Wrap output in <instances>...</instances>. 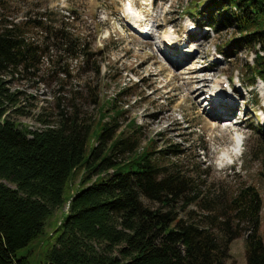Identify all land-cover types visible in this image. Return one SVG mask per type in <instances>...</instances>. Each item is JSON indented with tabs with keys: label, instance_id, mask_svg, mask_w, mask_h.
I'll list each match as a JSON object with an SVG mask.
<instances>
[{
	"label": "trees",
	"instance_id": "16d2710c",
	"mask_svg": "<svg viewBox=\"0 0 264 264\" xmlns=\"http://www.w3.org/2000/svg\"><path fill=\"white\" fill-rule=\"evenodd\" d=\"M203 11L217 31L239 34L221 53L258 47L244 74H251L247 85L256 79L264 84V0H206ZM50 16L10 26L0 19V264H29L17 252L40 238L64 208L44 264H225L238 238L244 239L246 264H264L262 200L255 188L245 183L226 191L203 184L190 165L161 163L156 154L178 156L181 150L153 151L151 142L140 149L134 120L127 134H117L122 108L105 121L107 111L99 107L95 123L71 104V112L60 111L34 130L11 118L22 113L19 93L10 92L3 74L36 67L49 41L74 55L69 26L56 29ZM29 29L46 32L41 43L27 36ZM79 172L80 186L70 194Z\"/></svg>",
	"mask_w": 264,
	"mask_h": 264
},
{
	"label": "rangeland",
	"instance_id": "374dc122",
	"mask_svg": "<svg viewBox=\"0 0 264 264\" xmlns=\"http://www.w3.org/2000/svg\"><path fill=\"white\" fill-rule=\"evenodd\" d=\"M205 1L154 0L153 15L158 20L149 24L152 30L154 25H161L156 30L161 31H153L151 38H141L124 22V7L130 2L144 13L145 6L150 5L144 6V0H0V19L6 26L21 25L28 19H37L41 13L51 14L50 18L57 22L56 29H61L63 23L69 26L77 46L72 48V55L66 52L68 49L49 41L43 48L45 56L36 67L20 68L13 75L3 74L10 92L19 93L18 106L22 113L10 116L34 130L44 128L42 122H53L60 111L71 112V104L95 123L99 120V107L107 111L105 121L113 109L122 108L124 114L118 117L117 134L121 131L127 134L126 124L134 120L140 128V149L151 142L153 151L170 150V147L181 150L178 156L170 153L158 158L161 155L156 154L161 163L190 165L189 169L201 176L203 184L206 181V185L226 191H235L245 183L254 187L262 200L259 234L264 239V99L260 97L264 88L256 81L254 86L241 89L249 82L251 74H244V70L253 62L258 47L255 50L226 48L227 55L221 53L219 49H224L239 34L234 29L216 31L205 21L206 17L193 22L188 13H194L199 6L198 11L206 15L202 10ZM144 14L152 18L148 7ZM130 18L133 17L128 18V23L138 27L135 23L141 22L140 19ZM191 21L199 32L185 38L193 39V47L199 50L195 55L184 51L191 57L177 62L180 64L177 66L153 42L157 43L163 33L182 43V29ZM146 27L145 23L143 29ZM45 33L42 29H29L27 36L37 44ZM168 45L174 46L172 42ZM196 74L199 80L222 82L226 79L235 86L239 94L231 96L238 105L233 116L212 119L221 114L215 109L210 111L207 106L213 80L196 85L197 93L187 94L184 81ZM236 135L242 138L243 146L239 156H232L230 161L225 154L234 150ZM79 181L80 172L69 183L70 194L78 190ZM66 215V208L63 212L57 211L49 219L44 234L20 249L17 256H26L29 264H44L50 234L60 216ZM244 248V239H235L229 246L225 264H246Z\"/></svg>",
	"mask_w": 264,
	"mask_h": 264
},
{
	"label": "bare ground",
	"instance_id": "6f19581e",
	"mask_svg": "<svg viewBox=\"0 0 264 264\" xmlns=\"http://www.w3.org/2000/svg\"><path fill=\"white\" fill-rule=\"evenodd\" d=\"M149 3V2H148ZM147 6V5H146ZM126 10V12L128 13V15H129V17H133V18H130V19H133V20H136V21H138V19L136 18L137 16H141V14H140V12L139 11H136L135 10V8H134V6L132 5V4H129V6L125 9ZM144 17H145V15H143ZM128 17V18H129ZM144 22H150V20H148V21H146V20H143ZM139 22V21H138ZM142 22V21H141ZM136 25V24H135ZM146 26L148 27V24H146ZM147 27H146V29H147ZM142 31H145L143 28L141 29ZM163 39H164V41H163V44L165 45V43L166 44H169L171 41H169L168 39H167V37L166 36H164L163 37ZM174 39V38H173ZM166 46V45H165ZM191 49H188L186 52L188 53V54H190L191 55V51H190ZM199 49H197V51H198ZM186 56H188L187 54H185ZM191 57V56H190ZM189 57V58H190ZM188 58V59H189ZM178 65H180L179 63H177V66ZM197 71L195 70L194 71V73H196ZM191 73V72H190ZM175 76L173 75V78H174ZM199 77V76H198ZM197 77V74L195 75V76H190V77H188L187 78V80L186 81H184V88H185V90H186V92H187V94L190 96V95H192V94H194V93H197L198 91H199V89L197 88V86L196 85H198V84H205V83H207L208 82V80H204V79H200L199 80V78ZM213 79H211L208 83H210L211 81H212ZM207 83V84H208ZM215 83H216V81H215ZM219 83L220 82H217L216 83V86H215V88L214 89H216V91L213 89L212 90V93L211 94H214V97H215V95H216V98L219 96V93H223V91H222V88H221V86H219ZM209 85H207V87H208ZM206 99V98H205ZM204 99V100H205ZM207 102V101H206ZM231 102V104H233V102H232V100L230 101ZM208 107H210L209 108V110L210 111H212L213 112V110L215 109V110H217V108H218V104H210V102H209V100H208V105H207ZM214 106V107H213ZM231 107V105H228L227 106V109H229ZM238 107V105H237V102L235 103V106L232 108V109H230V111H226V112H220L221 114H220V116L218 117V118H216V116H213L214 118H212V119H214V120H216V119H218V120H222L225 116H233L234 114H235V109ZM238 124V123H237ZM242 139L238 136V137H236V145H235V148H233L234 150L233 151H231V153H228V152H226V154H225V158H229L230 159V161H232L233 159H232V156H234V157H238L239 155V152H240V150H241V148H242ZM224 160H227V159H224Z\"/></svg>",
	"mask_w": 264,
	"mask_h": 264
}]
</instances>
